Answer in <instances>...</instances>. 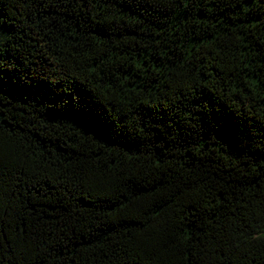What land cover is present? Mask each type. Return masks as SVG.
Listing matches in <instances>:
<instances>
[{
	"label": "trees",
	"instance_id": "1",
	"mask_svg": "<svg viewBox=\"0 0 264 264\" xmlns=\"http://www.w3.org/2000/svg\"><path fill=\"white\" fill-rule=\"evenodd\" d=\"M0 264H264V0H0Z\"/></svg>",
	"mask_w": 264,
	"mask_h": 264
},
{
	"label": "snow or ice",
	"instance_id": "2",
	"mask_svg": "<svg viewBox=\"0 0 264 264\" xmlns=\"http://www.w3.org/2000/svg\"><path fill=\"white\" fill-rule=\"evenodd\" d=\"M3 156V149H2V146H0V158H2Z\"/></svg>",
	"mask_w": 264,
	"mask_h": 264
}]
</instances>
